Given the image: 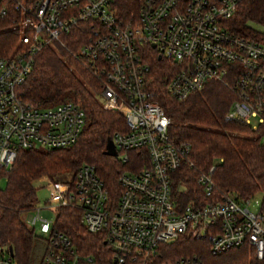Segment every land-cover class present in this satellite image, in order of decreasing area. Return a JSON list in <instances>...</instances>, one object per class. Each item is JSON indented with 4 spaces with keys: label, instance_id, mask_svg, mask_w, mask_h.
I'll return each instance as SVG.
<instances>
[{
    "label": "built area",
    "instance_id": "2783aa9c",
    "mask_svg": "<svg viewBox=\"0 0 264 264\" xmlns=\"http://www.w3.org/2000/svg\"><path fill=\"white\" fill-rule=\"evenodd\" d=\"M14 1L10 28L19 33L18 46L0 56V179L19 151L70 147L85 126V112L74 101L37 105L23 98L36 55L53 43L101 81L104 108L124 116L127 129L111 138L117 156L126 162L130 151L144 155L138 169L120 173L116 194L91 163L82 164L71 182L43 178L49 198L34 208L31 221L47 242L42 264H97L54 226L61 207L78 209L86 230L104 236L115 264H205L197 255L158 262L160 247L183 235L206 239L214 255L246 245L264 261L263 202L251 210L252 196L219 189L211 175L215 166L205 172L189 160L190 145L170 135L171 118L149 86L150 46L174 63L170 95L185 99L211 81L221 82L237 96L225 119L264 127V40L231 28L241 0H141L128 16L120 14L116 0ZM3 2L1 14L8 15ZM78 27L87 35L74 51L63 36ZM183 164L198 171L204 198L180 206L176 176ZM46 208L56 210L53 219L42 215ZM12 260L8 248L0 249V264Z\"/></svg>",
    "mask_w": 264,
    "mask_h": 264
},
{
    "label": "trees",
    "instance_id": "16d2710c",
    "mask_svg": "<svg viewBox=\"0 0 264 264\" xmlns=\"http://www.w3.org/2000/svg\"><path fill=\"white\" fill-rule=\"evenodd\" d=\"M32 5L35 0H25ZM141 0H116L122 16L137 13ZM8 15L0 10V56L9 55L17 45L19 33L10 28L14 18V0H4ZM12 16V17H11ZM264 25V0H241L231 28L244 36L264 40V31L250 24ZM85 28L78 27L63 36V40L77 51L86 40ZM151 65L149 86L155 99L171 118L170 135L185 141L191 147L189 160L201 171L211 172L220 190L240 198L264 193V142L260 131L240 121H227L226 113L236 99V93L221 82L211 81L202 90L185 99L170 95L168 81L175 70L174 63L160 56L149 46ZM23 98L37 105H51L64 101L78 103L85 112L86 122L78 141L58 149H23L10 170L5 172L7 184L0 189V249L12 247L13 259L18 264H32V249L37 236L33 227L21 218L22 213L37 206V189L34 182L42 176L52 179L65 170L74 172L84 163L96 166L98 175L112 191H119L118 176L125 170L138 169V151L128 152V161L121 155H106L109 138L117 131L127 129L124 116L104 108L101 102V81L79 58L70 55L58 43L48 44L36 55L33 68L21 87ZM198 171L183 164L177 172L176 193L178 204L202 201L203 191L196 184ZM264 205V198L262 200ZM54 226L66 232L79 251L92 255L97 264H115L111 250L100 233H90L80 221L76 208L61 207ZM208 248L205 250L204 246ZM197 255L205 264H264L252 250L242 245L214 255L206 239L183 235L174 242L160 247L158 262L181 256ZM42 264V262H41ZM134 264V263H130Z\"/></svg>",
    "mask_w": 264,
    "mask_h": 264
},
{
    "label": "rangeland",
    "instance_id": "374dc122",
    "mask_svg": "<svg viewBox=\"0 0 264 264\" xmlns=\"http://www.w3.org/2000/svg\"><path fill=\"white\" fill-rule=\"evenodd\" d=\"M250 24L254 26L255 28L259 29L260 31H264V25H260L254 22H250ZM16 46H18V41H17ZM15 49L16 47L14 48V50ZM256 122H257L256 119H252V123H256ZM260 134H261V140L262 142H264V129L260 131ZM40 149L43 150L45 148H40ZM74 175H75V172L73 170L68 169L61 173H58L53 178L57 182H71L72 179L74 178ZM44 177H48V176L44 175L40 179L34 182L35 187L37 189V198H38L37 206L38 207H43L49 198L50 191L48 189L46 181L43 179ZM6 184H7V180L5 178L0 179V189H5ZM263 198H264L263 192L258 191L257 193H255L251 198V203L249 204L250 209L253 211H258V209L261 206ZM34 215H35V210L24 212L22 213L21 218L28 226L31 227L33 225L31 221ZM42 215L51 220L55 217L56 210L47 209V208L43 209ZM36 234L37 236L34 240L33 249H32V264H41L43 255L45 253L47 242H46L44 235L41 234L38 230L36 231ZM207 248L208 246L207 244H205L204 249L206 250ZM11 264H18V263L16 262V260L13 259L11 261Z\"/></svg>",
    "mask_w": 264,
    "mask_h": 264
},
{
    "label": "water",
    "instance_id": "95a60500",
    "mask_svg": "<svg viewBox=\"0 0 264 264\" xmlns=\"http://www.w3.org/2000/svg\"><path fill=\"white\" fill-rule=\"evenodd\" d=\"M155 46V44H153V47ZM106 155H110V156H117L118 152L116 150L115 144L113 143V140L111 138L108 139L107 145H106V149L104 152ZM9 253L10 255H13V251H12V247L9 246L8 247Z\"/></svg>",
    "mask_w": 264,
    "mask_h": 264
}]
</instances>
